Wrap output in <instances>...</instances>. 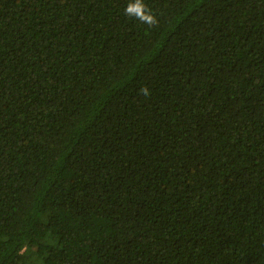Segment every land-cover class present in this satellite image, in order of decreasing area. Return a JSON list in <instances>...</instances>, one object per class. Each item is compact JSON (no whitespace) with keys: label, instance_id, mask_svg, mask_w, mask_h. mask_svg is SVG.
I'll return each instance as SVG.
<instances>
[{"label":"trees","instance_id":"16d2710c","mask_svg":"<svg viewBox=\"0 0 264 264\" xmlns=\"http://www.w3.org/2000/svg\"><path fill=\"white\" fill-rule=\"evenodd\" d=\"M132 2L0 0V264H264V0Z\"/></svg>","mask_w":264,"mask_h":264},{"label":"clouds","instance_id":"9594fccd","mask_svg":"<svg viewBox=\"0 0 264 264\" xmlns=\"http://www.w3.org/2000/svg\"><path fill=\"white\" fill-rule=\"evenodd\" d=\"M125 14L130 17H135L142 23L149 26H154L158 23L155 14L152 10L144 3V0H134V2L129 3L125 8ZM142 91L147 94L145 89Z\"/></svg>","mask_w":264,"mask_h":264}]
</instances>
